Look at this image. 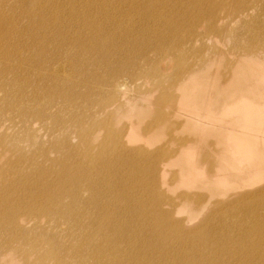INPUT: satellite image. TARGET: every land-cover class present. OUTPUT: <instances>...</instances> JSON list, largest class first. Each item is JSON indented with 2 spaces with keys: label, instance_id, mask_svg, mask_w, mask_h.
<instances>
[{
  "label": "bare ground",
  "instance_id": "6f19581e",
  "mask_svg": "<svg viewBox=\"0 0 264 264\" xmlns=\"http://www.w3.org/2000/svg\"><path fill=\"white\" fill-rule=\"evenodd\" d=\"M154 1L163 2H11L7 6L10 16L0 15V111H15L25 128L41 130L45 104L59 102L60 107L69 104L79 108L84 95L92 93L93 87L103 85L108 91L121 90L109 69L110 61L118 56L122 58L124 49L139 51L143 46L155 49L146 44V38L157 36L146 35L162 18V11L155 16L147 13L145 18V11L153 8ZM233 1L176 0L173 8L191 6L197 12L211 6L207 29L218 33L227 30L230 26L227 21H238L249 12L251 20L241 24L247 36L239 49L258 54L259 48L264 49V22L250 0H238L236 7L226 5ZM256 1L264 18V0ZM219 8L224 9L223 16L216 15ZM201 16L197 12L196 21ZM120 22L124 28L116 34ZM205 37L200 35L198 41H205ZM184 41L190 44L188 39ZM163 49L157 47L158 51ZM82 87L88 89L82 91ZM193 96L191 88L187 93L188 105ZM3 103H8L7 107ZM32 104H37V112L34 119H28V114L33 112L27 109ZM102 110L99 107L90 111L85 119H92ZM247 112L254 123L262 121L260 113ZM57 120L54 127L61 126ZM4 124H0V143L5 137L3 131L18 125ZM44 135L52 132L46 131ZM124 136L128 142L133 140L131 134ZM122 141V137H114L115 146ZM41 144L32 141L41 156L29 155L20 146L22 153L14 159L7 158L8 169H0L12 189L10 193L8 185H0V197L5 202L10 198L7 204H0V260L19 252L26 264H264V244L261 252L253 251L260 231L256 228L258 222L244 219L247 208L241 210L243 214L238 223L246 228L238 226L235 232L241 235L224 239V234L218 232L213 244L211 236L217 229L231 227L221 224L218 218H208L203 227L194 231L184 219L173 218V212L179 211L169 199L165 201L169 207H162L163 199L157 193L159 170L152 158L148 167L125 152H118L113 158H96L86 153L82 157L84 161L78 160L77 149L66 138H60L52 142L54 150L59 151L58 156L45 166L43 161L50 158ZM130 154L143 160L142 148L130 150ZM120 159L123 166L116 164ZM112 163L116 166L112 167ZM133 181L137 186L135 192L130 188ZM193 207L192 211L201 209L198 205ZM228 209L233 210L230 206ZM42 216L47 219L44 221ZM37 225L39 229L34 232ZM249 240L253 249L245 243ZM32 252L35 257L31 260Z\"/></svg>",
  "mask_w": 264,
  "mask_h": 264
},
{
  "label": "rangeland",
  "instance_id": "374dc122",
  "mask_svg": "<svg viewBox=\"0 0 264 264\" xmlns=\"http://www.w3.org/2000/svg\"><path fill=\"white\" fill-rule=\"evenodd\" d=\"M13 1L0 0V15L10 16L7 6ZM162 1H154L153 8L145 11V18L162 11V18L146 35L157 36L146 38V44L155 49L145 46L139 51L124 49L122 58L118 56L110 61L109 69L121 90L108 91L103 85L93 87L92 93L84 95L79 108L47 103L43 106L41 130L25 128L15 111H0V124H18L3 131L0 169H8L7 158L14 159L22 153L20 146L29 155L41 156L32 141L42 143L41 148L46 149L50 158L43 164L49 166L59 154L52 142L60 138H66L77 149L78 160L84 161L82 157L86 153L96 158H113L114 154L125 152L148 167L152 158L159 170L157 193L163 199L162 207H169L165 203L169 199L179 211L173 212V218L184 219L194 231L203 227L208 218H218L221 224L229 225L232 229L222 227L213 233L214 244L216 233L222 232L224 239H229L239 230L238 226L246 228L238 223L241 210L247 208L244 219L258 222L256 228L260 233L255 237L254 249L252 240L245 243L259 253L264 244V200L260 199L264 198V49L259 48L258 54L239 49L247 36L241 24L251 20L249 12L238 21H227L230 26L226 31L209 32L207 16L211 6L197 9L202 16L196 21L193 7L174 9L176 0ZM233 2L226 5L236 7L238 0ZM250 2L264 22L258 2ZM216 15L223 16L224 9L219 8ZM222 23L225 21L218 24ZM116 28L117 34L124 28L123 23ZM200 35L206 36L205 41H198ZM185 39L190 41L189 45ZM158 46L164 49L158 51ZM171 46L174 47L169 49ZM191 88L194 96L188 105L187 93ZM2 105L7 107L8 103ZM90 107V111L99 107L103 110L87 120ZM36 109L37 104L28 106L27 110L34 113L28 114V119H34ZM247 111L260 113L262 121L254 123ZM56 119L61 126L54 127ZM46 131L52 135H44ZM127 134L132 135L130 142L124 136ZM115 136L123 139L118 147ZM138 148L143 149L144 154H140L143 160L130 154V150ZM116 164L124 163L120 159ZM116 164L112 163V167ZM0 177V185L9 184L1 174ZM7 188L11 193V185ZM130 188L134 192L137 189L134 181ZM7 200L0 197V204L10 202ZM194 205L201 209L192 211ZM42 219L47 218L42 216ZM38 229L37 225L33 231ZM14 255L0 260V264H26L19 252ZM33 257L34 252L29 258Z\"/></svg>",
  "mask_w": 264,
  "mask_h": 264
}]
</instances>
